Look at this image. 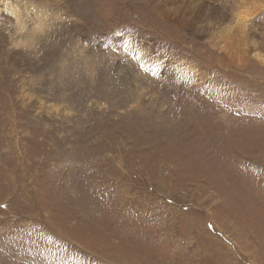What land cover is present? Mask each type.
Here are the masks:
<instances>
[{
  "label": "rangeland",
  "instance_id": "rangeland-1",
  "mask_svg": "<svg viewBox=\"0 0 264 264\" xmlns=\"http://www.w3.org/2000/svg\"><path fill=\"white\" fill-rule=\"evenodd\" d=\"M205 1L0 22V264H264V0Z\"/></svg>",
  "mask_w": 264,
  "mask_h": 264
},
{
  "label": "bare ground",
  "instance_id": "bare-ground-1",
  "mask_svg": "<svg viewBox=\"0 0 264 264\" xmlns=\"http://www.w3.org/2000/svg\"><path fill=\"white\" fill-rule=\"evenodd\" d=\"M162 3L171 21L174 19L171 17L173 16L184 19L192 26L196 21H204V18L211 17V6H206L205 0H162ZM58 21L48 5H39L36 0H0V22L8 23L14 32L19 34L18 41L11 44L13 49L26 45L29 38L48 34L55 25H58ZM219 22L220 20L216 23ZM261 60L264 63V58ZM7 171L8 177L13 179L12 170L7 168Z\"/></svg>",
  "mask_w": 264,
  "mask_h": 264
}]
</instances>
